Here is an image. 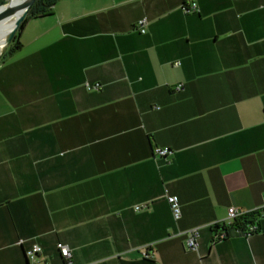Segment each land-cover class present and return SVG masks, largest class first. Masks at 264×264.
Masks as SVG:
<instances>
[{
	"label": "crops",
	"instance_id": "1",
	"mask_svg": "<svg viewBox=\"0 0 264 264\" xmlns=\"http://www.w3.org/2000/svg\"><path fill=\"white\" fill-rule=\"evenodd\" d=\"M19 38L0 65V264H69L59 242L74 264H264V216L214 229L264 206V0H58Z\"/></svg>",
	"mask_w": 264,
	"mask_h": 264
},
{
	"label": "built area",
	"instance_id": "2",
	"mask_svg": "<svg viewBox=\"0 0 264 264\" xmlns=\"http://www.w3.org/2000/svg\"><path fill=\"white\" fill-rule=\"evenodd\" d=\"M183 10L186 12V13H192V12H195L198 10V5L195 3V2H192L191 4H187L185 3L183 5ZM146 26H148V21L146 18H142L138 21L137 25L135 26V28L137 30H139L140 32L142 33H146ZM180 62H177V64H179ZM100 88V84L97 83V84H94V85H87V89L88 90H92V89H99ZM181 86H178V89H180ZM155 153L156 155H158L159 157H167L169 155L172 154V150H170L169 147H164V148H157L155 150ZM167 198H168V202L169 204L171 205V208L173 210V216L178 219L181 215H182V208H181V205H180V202H179V197L176 196V195H168L167 193ZM137 208L140 209V206L138 205ZM255 213V212H261L263 213L264 212V206L261 207V208H258L257 210H249V211H246V210H240V208H237L235 206H232L229 208V216H228V219L230 220V222L234 221L236 218L238 217H243V216H246L250 213ZM200 229L199 228H193V229H190L188 231H186L185 233L187 234L188 236V244H187V247L190 249V250H197L198 249V246L200 244V241H199V238H200ZM259 231V225L258 224H250L247 231L243 232L245 234H249V233H252V232H258ZM223 235L226 237L227 236V233L224 231L223 232ZM58 248L61 252V255L63 257H65V259L67 260V262L69 264H74L73 263V258H72V251L71 249L66 246V244L62 243V242H59L58 243ZM42 252V248L40 246H38L37 244H35L33 246L32 249L28 250L26 254V257L28 258V260H30L31 262H38V255ZM48 264V263H46Z\"/></svg>",
	"mask_w": 264,
	"mask_h": 264
},
{
	"label": "trees",
	"instance_id": "3",
	"mask_svg": "<svg viewBox=\"0 0 264 264\" xmlns=\"http://www.w3.org/2000/svg\"><path fill=\"white\" fill-rule=\"evenodd\" d=\"M6 0H0V4H3ZM58 0H36L33 6L30 8L29 13L27 17L24 19V21L21 23L20 28L16 34V36H13V39L8 46V48L4 51L0 58V65L6 63L13 55H16L23 47V44L20 41V34L21 30L31 19L47 16L52 13L53 8L55 7ZM264 216V212H253L243 217H238L234 221L227 224H217L214 226L215 231L217 230H225L227 233V236L230 231H239V232H245L247 231L248 227L252 223H256L259 225V219ZM260 230V225H259Z\"/></svg>",
	"mask_w": 264,
	"mask_h": 264
},
{
	"label": "bare ground",
	"instance_id": "4",
	"mask_svg": "<svg viewBox=\"0 0 264 264\" xmlns=\"http://www.w3.org/2000/svg\"><path fill=\"white\" fill-rule=\"evenodd\" d=\"M26 0H7L0 4V54L4 50V44L10 36L11 29L18 20L20 10L24 6Z\"/></svg>",
	"mask_w": 264,
	"mask_h": 264
},
{
	"label": "water",
	"instance_id": "5",
	"mask_svg": "<svg viewBox=\"0 0 264 264\" xmlns=\"http://www.w3.org/2000/svg\"><path fill=\"white\" fill-rule=\"evenodd\" d=\"M7 1V0H6ZM5 1V2H6ZM36 0H26L25 3H24V6L21 8L20 10V15L18 17V20L15 21L12 29H11V32H10V36L8 37L6 43L4 44V50H2L1 54H0V58L2 56V54L4 53V51L8 48V46L10 45L12 39H13V36H16L19 28H20V25L21 23L24 21V19L27 17L28 13H29V10L30 8L33 6V4L35 3ZM3 26L0 24V28H2Z\"/></svg>",
	"mask_w": 264,
	"mask_h": 264
}]
</instances>
